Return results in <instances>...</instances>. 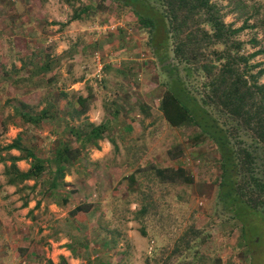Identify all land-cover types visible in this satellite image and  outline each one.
I'll list each match as a JSON object with an SVG mask.
<instances>
[{
	"label": "rangeland",
	"instance_id": "obj_1",
	"mask_svg": "<svg viewBox=\"0 0 264 264\" xmlns=\"http://www.w3.org/2000/svg\"><path fill=\"white\" fill-rule=\"evenodd\" d=\"M64 1L71 7L62 0H41L40 6L39 0H0V27L5 30H0V42L11 43L13 25L19 22L39 29L42 34L48 33L45 36L50 39L40 42L30 37L32 52L40 47L41 52L45 48L56 53L62 41L57 37L58 22L68 19L74 10L89 5L81 15L92 22L84 31L89 29L90 34H72L66 42L67 45L70 41L92 43L85 60L80 61V56L76 67L72 61V65L55 63L45 72L37 71L36 80H22L8 91L7 88L2 91L0 145L22 133L25 141L33 135L35 143L45 147V151L59 139L76 147L75 136L66 135L68 126L102 123L106 129L102 138L96 140L97 147L87 144L81 152L74 170L64 178L67 184L56 191L60 194L43 192L42 188L40 191L39 185L29 193L20 191L21 185H7L2 174L4 165L0 162V248L7 253L1 264H14L12 252L18 247L20 250L46 246L51 249L48 239L56 242L66 235L73 239L70 246L88 257L91 264L104 261L108 264H153L146 258L159 257V247L166 246L171 237L178 236L193 223L199 225L206 236V241L199 246L201 256L196 264H208L215 255L223 264H250L238 225L217 209L219 163L214 143L209 139L195 143L191 137L198 131L196 127L171 126L159 109V99L168 78L165 70L175 67V60L167 49L172 44L171 39L162 49L165 54L156 55L148 43V28L140 24L130 10L120 9L111 1H105L99 5L101 7L96 6L98 0ZM211 1L221 8L225 23L232 27L245 25L235 35L242 43L241 52L252 54L251 62L258 65L255 70L264 68V0ZM26 7L30 8L26 10ZM31 7L39 10V17L30 16ZM25 12L28 15L22 20ZM58 12L61 18L56 16ZM18 42L22 44L21 39ZM4 46L0 44V51H4L0 53V61L5 69L0 66V71L11 67L13 72L18 59L12 60L13 66L8 65L6 62L12 58V53L8 45ZM97 61L102 65L100 78ZM49 70L57 74V79L52 89L44 90L37 81L44 80ZM24 72L19 70L18 75H25ZM178 73L183 74L180 65ZM72 78L86 79L81 86H76L78 89L71 90L81 91L79 95L86 97L87 111L79 115L71 111L68 118L66 111L71 109L69 102L75 96L62 97L55 89L65 91ZM259 81H264V74ZM34 86L38 89H33ZM22 102L34 113L54 102V113L26 131L12 107ZM175 146L181 151L173 158L168 150ZM10 153L18 154L16 150ZM17 165L23 170L29 167L25 160ZM152 166L182 167L193 181L161 182L152 172ZM131 173L134 178H129ZM47 175L45 171L42 179ZM26 183L31 185L33 181ZM61 194L67 195L66 203H62ZM25 197L27 204L23 206ZM147 201H150L148 222L146 234H142L136 212ZM77 204L85 208L84 212L76 214L78 219L70 214ZM68 219H72L71 223ZM260 234L257 257L264 259V231ZM112 238H115L114 246L107 247L103 240ZM44 260L47 258L43 255L40 262Z\"/></svg>",
	"mask_w": 264,
	"mask_h": 264
},
{
	"label": "trees",
	"instance_id": "obj_2",
	"mask_svg": "<svg viewBox=\"0 0 264 264\" xmlns=\"http://www.w3.org/2000/svg\"><path fill=\"white\" fill-rule=\"evenodd\" d=\"M105 1L130 10L137 21L148 28V43L154 54L164 55L162 49L168 40L170 44L171 39L172 44L167 49L175 60V67L165 70L168 78L159 99V109L171 126L196 127L198 131L191 137L195 143L205 139L214 143L219 163L217 209L238 225L242 245L248 250L249 263L264 264V259L257 257L262 238L260 233L264 231V81H259L264 68L255 70L258 65L251 62L252 54L241 52L242 43L235 35L245 25L232 27L225 23L221 8L211 0H98L96 6L101 7L99 5ZM232 1L240 3L241 0ZM84 8L90 7L86 5ZM84 8L74 10L71 19L80 17ZM43 55L44 52L39 50L24 57L20 69L14 68L13 79L9 78L7 71L2 72L0 94L19 81L36 80L33 79L36 70L28 75H18L19 70L36 68L39 72L47 71L49 64L39 65V59L47 57ZM178 65L183 70L182 75L178 73ZM0 66L5 69L3 61H0ZM56 79L57 74L49 70L44 80L37 82L41 89L48 90L52 89ZM32 88L38 89L37 86ZM55 90L62 97L75 96L69 102L71 109L66 111L68 118L71 111L76 115L87 111L86 97L73 90ZM54 104L52 102L34 113L27 104L16 103L12 106L13 114L20 116L19 122L28 131L54 113ZM86 125L68 126L66 135L75 136L76 147L59 139L45 151V147L35 143L33 135L25 141L22 133L0 145L5 183L15 187L21 185L19 190L28 193L34 192L39 185L40 191L42 188L43 192L60 194L56 191L67 184L64 178L74 170L81 152L87 144L97 147L96 140L102 138L106 129L102 123ZM12 150L18 154L10 153ZM180 151L181 148L175 146L168 150V154L174 158ZM20 160L28 162L29 167L20 169L17 165ZM45 171L48 175L42 179ZM152 172L161 182L193 181L182 167L152 166ZM130 177L134 178V174L131 173ZM30 180L33 183L28 185L26 182ZM26 199L23 206L27 204ZM61 201L66 203L67 195L61 194ZM149 205L150 201L143 203L136 212L142 234H146ZM84 211L83 204H77L70 214ZM205 241L206 236L199 225L193 223L178 236L171 237L166 246H160L159 257L150 255L146 261L153 264H196L201 256L199 246ZM103 243L107 247L114 246L115 238L110 241L104 239ZM211 259L208 264H223L217 255ZM46 264L54 263L47 260Z\"/></svg>",
	"mask_w": 264,
	"mask_h": 264
},
{
	"label": "crops",
	"instance_id": "obj_3",
	"mask_svg": "<svg viewBox=\"0 0 264 264\" xmlns=\"http://www.w3.org/2000/svg\"><path fill=\"white\" fill-rule=\"evenodd\" d=\"M64 4L68 5V3H66L64 0H62ZM39 6L41 5V0H39V2L37 3ZM70 6V5H68ZM71 7V6H70ZM30 7H26V10H28ZM33 8V7H31ZM62 14H64L65 12H63V10H60ZM42 12H45L44 10H42ZM72 13V12H71ZM28 13L25 12L23 13V15L21 16L22 20L25 19V16H27ZM34 15L35 17L38 16L39 17V10L38 12L34 10V8L32 10H30V16ZM45 16V13L43 14V17ZM58 18H61V14L60 12H58V14L56 15ZM72 16V15H71ZM71 16L62 21L58 22V34L57 37L62 40L61 41V45L59 46V48L56 50V53H54V50H46L45 48H43V51L45 52L43 56H47V57H41L39 59V65L40 66H44L49 64L48 68L50 69L51 66L55 63H60V65H62L64 62L71 63L75 62L74 65L76 67V63L78 64V61L80 59V56L82 57V60H85V57L87 56V49L88 47L92 46V43H88V42H74V41H70L69 44L67 45L66 42L69 41V36L72 37V34L75 35H84L89 33L90 34V30L86 29L85 31V27L89 28L90 26H92V22L90 20L87 19V16H83V14H80V17L78 18H73L71 19ZM90 16V15H89ZM26 22V21H24ZM65 22L66 24L62 23ZM20 24V25H19ZM26 24L22 25V22H19L18 25H13L14 26V33L12 34V39H10L11 43L9 44V42L7 41L6 43L0 42L1 47H5L4 45L6 44L8 51H10V53H12V58L7 61L6 63H8V65H12V60L15 61V59H18L17 61H15L18 65H17V69H20L21 67V63L20 61L24 59V57L28 56V54H32V51H30V37L34 36V40H38V42H40V40L45 39L48 40L50 39L49 36H45L47 35L46 33L42 34L41 31H39V29L37 28H33V27H29L28 25H26V27H29V29H26V27H24ZM83 28V31L80 32V30ZM10 29V28H9ZM8 29V31H9ZM74 29H76V31H74ZM0 30H2L3 32H5V30L3 28L0 27ZM61 31V32H60ZM49 32V31H47ZM71 34V35H69ZM88 35V34H87ZM8 36V35H7ZM38 38V39H37ZM18 39H21L22 44H18ZM37 47V46H36ZM39 50H42V48L38 47L37 50H35V53H38ZM4 52V51H2ZM0 51V53H2ZM1 57V56H0ZM24 61V60H23ZM36 62V61H34ZM72 65V63H71ZM7 73L9 75L10 79L15 78V76L12 74L11 72V67L10 70L6 69ZM36 70L37 73V69H25L24 73L25 75H28L30 72H34ZM22 71V70H21ZM0 75H2V71H0ZM38 76L34 75L33 79H36ZM1 78V76H0ZM86 79H77L74 80L72 78L71 80V84L69 88H66L65 90L69 91L71 89L75 90L78 89L79 87L76 86H81L83 81ZM10 87H8L9 89ZM76 94H81V91L76 90ZM84 96V95H83ZM19 162V161H18ZM74 218H79L77 215L74 216ZM72 219H68V223H71ZM77 223V222H76ZM72 237L69 236H64L61 237L60 239L56 240V242H54L52 239H48V241L50 242V247H52L51 249H49V247H42L37 250L34 249H27V250H20V249H16L14 252H12V258H14L16 260V262L14 264H46L45 262L47 260H51L54 264H91L93 263L92 261L89 260V258L82 256L81 253H79V250L73 249L70 246V243L72 242L73 239H71ZM63 242H66L63 243ZM63 244V245H61ZM6 249L4 248H0V264L1 262L4 263L3 258L6 256L4 251ZM26 252V253H25ZM43 255L47 258V260L44 262H40L41 257H43ZM39 262V263H38Z\"/></svg>",
	"mask_w": 264,
	"mask_h": 264
},
{
	"label": "built area",
	"instance_id": "obj_4",
	"mask_svg": "<svg viewBox=\"0 0 264 264\" xmlns=\"http://www.w3.org/2000/svg\"><path fill=\"white\" fill-rule=\"evenodd\" d=\"M97 63H98V67H97V76L100 78V71H101V69H102V65H101V63L99 62V61H97Z\"/></svg>",
	"mask_w": 264,
	"mask_h": 264
}]
</instances>
